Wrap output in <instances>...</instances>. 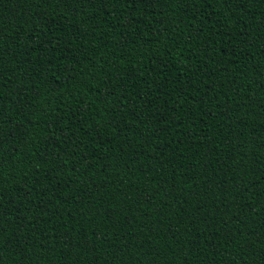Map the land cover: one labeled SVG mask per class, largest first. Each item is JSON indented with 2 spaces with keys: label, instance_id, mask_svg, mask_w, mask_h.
<instances>
[{
  "label": "trees",
  "instance_id": "16d2710c",
  "mask_svg": "<svg viewBox=\"0 0 264 264\" xmlns=\"http://www.w3.org/2000/svg\"><path fill=\"white\" fill-rule=\"evenodd\" d=\"M0 264H264V0H0Z\"/></svg>",
  "mask_w": 264,
  "mask_h": 264
},
{
  "label": "snow or ice",
  "instance_id": "6c2138e0",
  "mask_svg": "<svg viewBox=\"0 0 264 264\" xmlns=\"http://www.w3.org/2000/svg\"><path fill=\"white\" fill-rule=\"evenodd\" d=\"M66 2H67V0H66ZM133 2H134V0H133ZM225 2H227V0H225Z\"/></svg>",
  "mask_w": 264,
  "mask_h": 264
}]
</instances>
